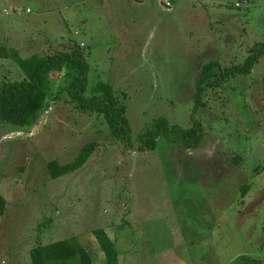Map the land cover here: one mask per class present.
<instances>
[{"label": "rangeland", "instance_id": "rangeland-1", "mask_svg": "<svg viewBox=\"0 0 264 264\" xmlns=\"http://www.w3.org/2000/svg\"><path fill=\"white\" fill-rule=\"evenodd\" d=\"M71 42L87 61V94L113 92L129 139L114 142L103 114L63 95L29 131L0 123V264H30L31 248L69 237L105 264L97 228L115 240L117 264H264V54L205 88L191 114L201 67L241 64L264 43V0H0V47L28 57ZM20 76L0 55V84ZM50 79L56 95L64 72ZM158 118L200 123L199 147L159 137L138 151L136 135ZM90 142L79 169L50 178L49 161L71 163Z\"/></svg>", "mask_w": 264, "mask_h": 264}, {"label": "trees", "instance_id": "trees-1", "mask_svg": "<svg viewBox=\"0 0 264 264\" xmlns=\"http://www.w3.org/2000/svg\"><path fill=\"white\" fill-rule=\"evenodd\" d=\"M259 50L250 51V54L241 64L219 68L218 63L210 62L201 67L200 74L195 80L194 105L191 114L203 108V93L208 86H216L218 81L226 80L229 76L246 75L256 64L258 58L264 54V43ZM67 50L55 51L50 55L32 54L21 57L13 48L0 47V55H4L14 62L20 71L18 80H8L0 84V123L13 128L14 131H29L45 112L51 108V103L65 96L69 103L82 112L94 110L103 114L110 137L114 142L126 143L130 134L129 124L125 118L124 107L115 102L113 92L107 91L102 97L87 94V61L83 50L72 44ZM218 68L217 83L211 78V72ZM220 69V70H219ZM64 72V85L53 95L54 83L50 79L52 73ZM100 90L101 87H95ZM70 100V101H69ZM67 102V101H64ZM193 121V119L191 118ZM159 137H165L168 144L180 143L185 148L194 150L202 140V127L194 122L190 128L169 127L163 119H157L151 128H147L136 135L138 151L152 150ZM96 143L84 145L71 163L60 165L56 160L47 163L46 169L50 178L56 179L67 173L79 169L93 153ZM248 185L241 186V195L244 198ZM6 201L0 193V216L4 215ZM99 252L105 259V264H117V250L115 240L110 238L104 228L91 231ZM91 251L78 237H69L64 240L46 245H37L29 250L30 264H93ZM235 264H261L250 257H239Z\"/></svg>", "mask_w": 264, "mask_h": 264}, {"label": "built area", "instance_id": "built-area-1", "mask_svg": "<svg viewBox=\"0 0 264 264\" xmlns=\"http://www.w3.org/2000/svg\"><path fill=\"white\" fill-rule=\"evenodd\" d=\"M156 1H157V2H162L163 0H156ZM162 4H163V3H162ZM163 5H164L166 8H168L170 4H169V3H166V4H163ZM49 109H50V108H49ZM49 109H48V110H49ZM48 110L45 112V114L48 113ZM17 134H18V133H17Z\"/></svg>", "mask_w": 264, "mask_h": 264}, {"label": "crops", "instance_id": "crops-1", "mask_svg": "<svg viewBox=\"0 0 264 264\" xmlns=\"http://www.w3.org/2000/svg\"><path fill=\"white\" fill-rule=\"evenodd\" d=\"M30 13V12H29Z\"/></svg>", "mask_w": 264, "mask_h": 264}]
</instances>
